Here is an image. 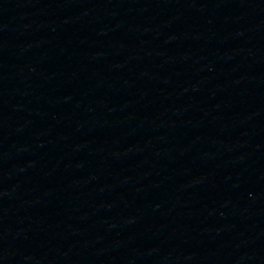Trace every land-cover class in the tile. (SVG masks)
<instances>
[{
  "label": "water",
  "instance_id": "obj_1",
  "mask_svg": "<svg viewBox=\"0 0 264 264\" xmlns=\"http://www.w3.org/2000/svg\"><path fill=\"white\" fill-rule=\"evenodd\" d=\"M0 264H264V0H159L0 135Z\"/></svg>",
  "mask_w": 264,
  "mask_h": 264
}]
</instances>
